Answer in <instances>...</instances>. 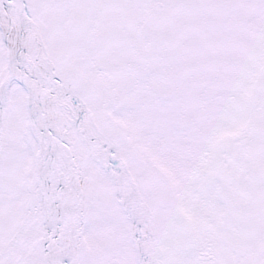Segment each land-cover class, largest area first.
<instances>
[{
    "label": "snow or ice",
    "instance_id": "snow-or-ice-1",
    "mask_svg": "<svg viewBox=\"0 0 264 264\" xmlns=\"http://www.w3.org/2000/svg\"><path fill=\"white\" fill-rule=\"evenodd\" d=\"M0 264H264V0H0Z\"/></svg>",
    "mask_w": 264,
    "mask_h": 264
}]
</instances>
